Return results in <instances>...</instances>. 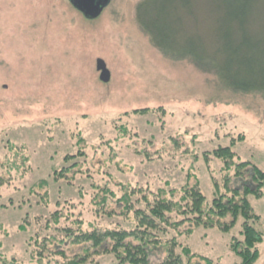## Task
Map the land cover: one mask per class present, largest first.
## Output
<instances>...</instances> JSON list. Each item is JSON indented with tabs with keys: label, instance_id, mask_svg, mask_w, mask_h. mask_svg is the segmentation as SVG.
<instances>
[{
	"label": "rangeland",
	"instance_id": "374dc122",
	"mask_svg": "<svg viewBox=\"0 0 264 264\" xmlns=\"http://www.w3.org/2000/svg\"><path fill=\"white\" fill-rule=\"evenodd\" d=\"M141 1L113 0L91 19L68 0H0V153L8 152L9 143L29 151V173L0 188V254L9 260L60 264L40 260L31 236L34 217L58 208L64 214L73 212L83 227L114 226L117 221L129 227L131 222L120 215L109 218L103 212L100 220L95 216L94 204L109 190L115 198H109L106 209L120 210L116 200L124 188L167 192L178 202L183 189L197 186L206 195L208 210L215 191H225V174L222 161H206L204 153L232 138L238 139L237 155L264 171L262 95L229 90L216 75L199 70L198 61H190L202 41L219 50L220 58L232 55L227 50L225 54V26L237 8L243 16L241 4L193 0L185 9L153 3L148 21L160 19L175 44L166 38L161 44L169 52L164 54L155 46L153 32L143 30L137 18ZM249 22L252 33L264 42V0ZM143 107L161 113L124 116ZM122 124L129 130L124 139L118 131ZM177 137L184 138L177 142L180 150ZM80 141L84 158L78 155L66 162ZM1 157L2 173L7 155ZM87 162L91 175L76 174L80 167L88 168ZM67 168L68 177H60ZM101 168L107 170L105 176ZM234 170L230 174L235 180ZM261 189V195L251 193L249 200L260 216L256 226L264 231V184ZM23 224L31 233L20 232ZM180 231V241L194 254L190 264H207V259L211 264H241L232 249L233 240L242 238L239 227L225 232L188 221L176 233ZM259 247L254 264H264V242ZM81 248L66 246L70 253ZM111 262V257L99 258L100 264Z\"/></svg>",
	"mask_w": 264,
	"mask_h": 264
},
{
	"label": "trees",
	"instance_id": "16d2710c",
	"mask_svg": "<svg viewBox=\"0 0 264 264\" xmlns=\"http://www.w3.org/2000/svg\"><path fill=\"white\" fill-rule=\"evenodd\" d=\"M68 1L72 4L70 0ZM159 1L165 6L179 4L188 9L193 0H143L138 4L137 18L143 30L147 28L153 32L155 46L161 48L166 54L169 48L161 43L169 38L168 42L175 45L170 32L162 26L160 19L154 18L152 22L148 21L150 6ZM233 1L236 3L235 6L241 4L242 15L245 17L240 16L237 8L236 15L231 16L230 22L225 26V54L227 56L228 52L232 55L220 58L219 50L213 51L209 44L207 48L202 41L200 47L190 53L192 55L190 61H198L199 70L216 75L219 83L227 89L234 92L258 93L264 98V42L252 33L249 22L250 15L259 0H228V6L233 5ZM157 37L163 38V41H157ZM246 49L249 53L244 52ZM105 77L106 74L103 73V78ZM155 112L161 113L159 109L143 107L131 112L127 111L124 116L130 114L144 116L155 114ZM118 131L121 135L120 139H124L129 134L127 126L123 124ZM181 139L184 138H175L177 150L181 149L177 142L184 141ZM242 139L243 136L239 140L242 141ZM237 140L232 138L223 145L206 150L207 152L204 153L206 161L209 157L220 159L225 174L223 180L225 191L222 192L221 188L215 191V198L208 210L206 195L197 186L183 189L182 200L178 202L169 197L167 192H155L138 186L124 188L125 193L116 200L117 204L122 205L120 210L106 209L109 198H115L114 192L109 190L94 204L95 216L101 217L103 212L109 218L120 215L131 222L129 227L123 225L121 221H117L114 226L95 224L83 227L81 219L72 217L73 212L64 214L63 210L58 208L50 215L34 217L35 228L32 227L31 236L32 245L36 243L38 258L53 259L60 264H100L99 258L106 257H111L110 264H190L194 257L192 249L180 241L183 232L176 233L184 223L190 221L194 227H219L225 232L239 227L242 238L233 240L232 249L241 258V264H254L260 256L259 245L264 242V231L256 226L260 216L254 211L249 194H262L264 171L252 161L244 160L237 155L234 150ZM79 144L80 148H77L75 153L71 152L72 155L65 158L66 162L78 155L84 158L85 151L81 148V141ZM7 146L8 152L5 155L3 152L0 153V158L7 155V161L2 163V168L8 172L7 176H4L5 171L0 172V188L12 185L18 175L24 177L29 173L28 148L10 143ZM86 165L88 168L82 166L75 173L91 175L92 168L89 162ZM233 169H235V180L230 174ZM68 172L70 171L67 168L60 171L59 175L65 178L68 177ZM105 172L107 173V170L101 168V174L105 176ZM72 179H68L69 182H73ZM231 182H234L233 186ZM142 203L144 206H141ZM100 217H98L99 220ZM178 217L182 219L178 220ZM227 217L231 219L229 223L222 221ZM0 229L4 231L2 225ZM20 232L31 233L26 224L20 227ZM34 232L36 234H33ZM66 246L82 248L70 253ZM156 257H158L157 261ZM9 258L0 254V264H22L17 257L13 260ZM207 260V264L213 263L212 260Z\"/></svg>",
	"mask_w": 264,
	"mask_h": 264
},
{
	"label": "water",
	"instance_id": "95a60500",
	"mask_svg": "<svg viewBox=\"0 0 264 264\" xmlns=\"http://www.w3.org/2000/svg\"><path fill=\"white\" fill-rule=\"evenodd\" d=\"M72 4L82 11L89 18H96L100 15L103 6L109 0H70ZM103 77V76H102Z\"/></svg>",
	"mask_w": 264,
	"mask_h": 264
},
{
	"label": "flooded vegetation",
	"instance_id": "af4514ba",
	"mask_svg": "<svg viewBox=\"0 0 264 264\" xmlns=\"http://www.w3.org/2000/svg\"><path fill=\"white\" fill-rule=\"evenodd\" d=\"M113 1V0H109V2L107 3V5L103 6L102 8V11L100 14H102L104 12V10L108 7V5L110 4V2ZM83 15H85L83 12H82ZM99 68H103V66H100ZM105 72H106V69H105Z\"/></svg>",
	"mask_w": 264,
	"mask_h": 264
}]
</instances>
